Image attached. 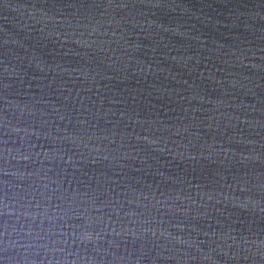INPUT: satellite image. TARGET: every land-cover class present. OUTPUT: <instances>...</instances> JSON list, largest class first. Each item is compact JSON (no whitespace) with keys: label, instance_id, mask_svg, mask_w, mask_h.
<instances>
[{"label":"water","instance_id":"95a60500","mask_svg":"<svg viewBox=\"0 0 264 264\" xmlns=\"http://www.w3.org/2000/svg\"><path fill=\"white\" fill-rule=\"evenodd\" d=\"M0 264H264V0H0Z\"/></svg>","mask_w":264,"mask_h":264}]
</instances>
